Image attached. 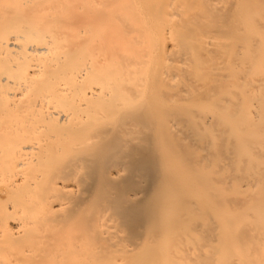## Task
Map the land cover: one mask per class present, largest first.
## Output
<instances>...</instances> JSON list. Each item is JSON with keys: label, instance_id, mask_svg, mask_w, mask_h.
<instances>
[{"label": "bare ground", "instance_id": "6f19581e", "mask_svg": "<svg viewBox=\"0 0 264 264\" xmlns=\"http://www.w3.org/2000/svg\"><path fill=\"white\" fill-rule=\"evenodd\" d=\"M0 264H264V0H0Z\"/></svg>", "mask_w": 264, "mask_h": 264}]
</instances>
